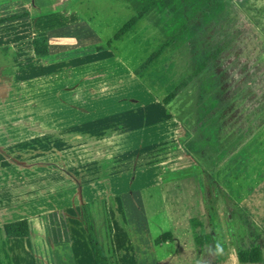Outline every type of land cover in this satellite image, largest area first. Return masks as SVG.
Wrapping results in <instances>:
<instances>
[{"label": "crops", "instance_id": "0c3cea01", "mask_svg": "<svg viewBox=\"0 0 264 264\" xmlns=\"http://www.w3.org/2000/svg\"><path fill=\"white\" fill-rule=\"evenodd\" d=\"M117 1L135 13L125 25L113 23L117 11H109L116 17L111 22L94 14L88 0H0V264H96L81 203L60 197L62 187L76 188V182L22 179L44 172L38 164L48 159L46 146L70 142L56 131L76 126L79 106L84 107L79 113L86 117V128L94 119L128 113L138 117L119 127L132 130L131 138L124 135V147L113 154L102 151L99 159L106 165L89 167L109 175L119 153V159L134 161L124 166L132 181L123 182V190H114L118 181L100 187L108 194L105 210L112 230L103 238L101 228L99 244L110 264H264L263 244L256 247L263 250L260 263L239 259L251 225L264 221L230 217L220 204L200 200L207 185L211 189L225 176L230 187L248 185L253 170L260 172L257 176L264 170V161L253 158L248 149L264 144V72L258 74L264 52L249 60L237 55L238 50L235 56L241 59H233L228 57L229 46H206L199 30L212 25L216 12L207 17L187 0ZM151 1L157 3L154 8ZM136 17L138 21L118 37ZM205 17H211L210 23L205 24ZM144 18L153 24L140 37L129 34ZM169 19L165 26L163 20ZM193 31L196 40L189 38ZM40 34L48 37V58L36 56L34 41ZM114 38L121 57L108 47ZM170 43L171 54L165 53ZM262 46L264 50V42ZM78 48L87 51L70 55ZM155 60L170 77L152 71ZM125 82L132 83L125 87ZM221 82L228 84L223 87ZM119 83L121 90L107 93L108 86ZM152 85L163 92V102ZM260 88L261 93H254ZM223 105L228 109L221 110ZM144 112L148 120L141 116ZM114 141L104 136L101 145H116ZM160 142L167 148L159 149ZM159 156L164 161L157 162ZM32 162L37 166L27 167ZM46 170L47 177L58 175L54 166ZM21 220L29 221L30 236L9 238L5 225Z\"/></svg>", "mask_w": 264, "mask_h": 264}, {"label": "rangeland", "instance_id": "374dc122", "mask_svg": "<svg viewBox=\"0 0 264 264\" xmlns=\"http://www.w3.org/2000/svg\"><path fill=\"white\" fill-rule=\"evenodd\" d=\"M88 1H89L88 8H91L94 14L102 15V17L109 22H111V20L116 18L109 16V11L111 10L117 11L116 14L117 20L113 21V23L119 21L121 25H125L132 19V17L135 16L133 9L125 5L124 2L119 1L118 3L117 0H107V1L88 0ZM152 2L153 1H151L150 4H152ZM158 2L159 1L157 0V3ZM186 2L188 3V5H195L194 7L191 8L198 9L199 12H202L207 17L210 12H211L210 14H212L213 10H215L216 12L215 13L216 18L213 20L212 25H205L206 31L204 29L199 30L201 34V35L199 34V40L201 37V40H203V42L206 43V46L210 48L219 46L221 47L220 49L229 46L228 50L230 49V47L232 49L229 52L228 57L230 56L231 58L235 56L238 50L240 52H238L239 54L237 55H240L241 53L242 57L245 56L249 60L250 59L254 60L255 57H259L261 54H263L264 50H263L262 42H264V0H199V1L187 0ZM153 3H155V5H152L150 8H154L157 5L156 1H154ZM197 3L198 5H196ZM17 5L18 4H14V7H16ZM111 14H115V13H111ZM207 17H205L206 18L205 24L210 23L209 20L211 19V17H209V19H207ZM144 19L146 21H144L142 25H140L143 27H141V29L139 28V30L141 31L136 32L137 28L140 26L137 27L135 26L134 27L135 29L133 28V30L129 34L133 33L136 36V34L139 33L138 36L140 37L142 31L145 30L148 24L152 23V22L149 23V19L146 18ZM168 22L169 23L171 22L170 19L169 21L163 20V24L165 26H167ZM95 23L97 24L96 21ZM96 24H93V26L97 27ZM97 25L101 27V25H99V18ZM114 27L116 28L117 26ZM195 28H196V24L193 23V30ZM214 28L216 29L213 31ZM109 29L111 30L112 27H110ZM123 34L124 33L120 32L118 34V37ZM187 34L188 32L186 31L182 33V36H180L182 37L181 39L182 42L186 40L183 37V35H187ZM191 35H193L189 37L191 40L197 39L196 38L197 34H194V31L192 32ZM106 37L108 39V37H110V34H107ZM115 41L116 38H114L113 42L112 41L110 42V45L108 44V47L111 46L114 56L119 57L120 55L117 51L118 45H116ZM172 45L174 46V43L170 45V48H167V50H165V53L169 52V54H171ZM96 49H99V47ZM81 50L87 51L86 48L72 49L73 53L70 55H73L76 52L80 53ZM140 52L134 51V53L138 55H140ZM154 52H158V51L154 50ZM209 52H212V50H209ZM48 56H50V50ZM241 56L240 57L235 56V58L241 59ZM157 60H155L156 63H154V65L151 67L153 68L152 71H155L156 75H164L165 74L164 71H161L159 69L160 65H158ZM239 64L241 65L242 63L239 62ZM188 65L191 66L192 62L190 61ZM232 67L233 69L236 68V63L232 65ZM157 69H159V71H157ZM261 71L264 72V63L258 65V72H259L258 74H260ZM227 72L229 73V71ZM166 76L170 77V75H164V77ZM220 80L223 81V78L222 79L220 78ZM248 82L249 80H246L245 84H247ZM127 83L129 86L132 82H125V87H128L126 85ZM143 83L148 85V87L150 86V82L146 81ZM153 84L159 85L158 83L155 82H153ZM225 84L228 83L221 82V86L224 87ZM121 85H123V83H119V85L108 86L107 93L116 94L117 91L121 88L120 87ZM157 85L156 87L155 86L153 87L152 85V89L154 90L155 88L156 93L162 96L160 98V101L163 102L165 96H163V92L157 90L159 89ZM254 93L256 94L261 93V88L254 89ZM223 109H228V107L226 105L225 106L223 105L221 107V110ZM83 111H84V107L79 106L78 118L76 119L77 122L76 126H71V127L62 126V128L56 131L61 133V136L69 137L70 142H67L66 144H61L60 146H46L47 154H45V157L48 159L45 161H40L38 164L45 167L44 172L41 171L34 172L27 176L25 175L24 177H22V179L23 181H25L24 179L26 178H28V180L37 181V179L41 180L43 178H44L43 180L47 178H51V179L56 178L57 180L60 178L61 182L68 181L69 179L76 182V188L75 187L68 188L67 186L62 187L61 188L62 194H60V197L62 201H68L70 200L68 196H70V198L76 200L77 203L79 204L81 203L82 206L84 204H89L90 206L89 210L94 217L95 238L97 240L98 245L100 246L99 234H101L102 231L101 228H103L104 230L102 231L103 234H101V236H103L104 238V236L107 235V229H108L107 221L109 219L107 216V212L105 210V205L107 202L106 198L108 197V194L106 192H101L102 190H100V187L110 188L111 186H113L112 184H116V181H118L119 183L117 186L120 188L116 187V189L114 190H117L116 192H118V190H123L124 188L121 187L124 186V183L125 185H127L132 181V176L129 174L128 171H126L127 169H125L124 166L126 165V167L128 168L131 166V164L134 163V161L125 162L126 161L125 159H119V154H120L119 153L118 156H116L117 159L114 160L112 163L113 164L112 168L115 171H112L109 175L106 173V170L104 171V168H103L104 172L102 173L101 171L100 173L99 170L95 172L94 171L91 172L89 170V167L91 164L93 165V167H96V169L100 167H104L106 165L103 164L104 160L102 161L101 159H99L101 152L103 151V153L109 152L110 154H113L118 150L122 149V147H124L123 145L124 142H122L124 139V135L126 134L130 135V137L128 138H131L132 130L130 127L128 128L127 131H124L123 128H119V127H122L123 125L129 126V123H132L134 120H137L138 117L133 118V113H128L122 115L121 117L114 116L112 118V116H109L108 118L105 117L104 120L94 119L92 127L90 126L89 128H86L85 127L86 117H84V115H81L79 113L81 112L83 114ZM141 116L145 120H148L147 112L141 113ZM29 118H31V116H29ZM66 119L67 118L64 119L62 118V120H66ZM161 120H163V117L162 119H160V121ZM108 127H110L111 129L106 130ZM32 131L33 134L36 133V130H32ZM104 136L110 138L114 137L115 138L114 143L116 145L109 143L108 144L106 143L105 145H101V141ZM117 138L121 139V142H119V144L118 141L116 140ZM161 138H163V136H160L158 140H160ZM261 139H264V135H262ZM91 142L93 144H91ZM160 143L161 145L158 146L159 149L163 150L167 148V146H165L163 142ZM127 144H129V142ZM175 147L176 148L179 147L177 141ZM54 149H55L54 152L56 153L55 155L52 154ZM248 149L253 154V158H260L259 159L260 162L264 161V144L259 146L257 145L256 147H254L253 145ZM159 157L160 159H158L157 162L164 161V158H161L162 156ZM248 160H246V163H248ZM32 166H37V163L32 162L27 165V167H32ZM53 166L55 167L54 174H58V175L53 177L51 176V174H49L50 177H47L46 168L52 169ZM262 167L264 168V165ZM223 170H225L224 172H227V167L226 169ZM126 172H128V174L124 178L122 174H125ZM239 172L244 174V170L242 169H240ZM253 173H254L253 177L246 179L247 182L249 183L248 185L237 184L236 186L230 187L231 185L229 183V176L223 177L222 180H220V183L219 184L217 183L218 185L216 186L211 185V189H209L210 187L209 185H207L204 188V191L200 193V200L203 199L205 201L213 202L214 205L220 204L223 208L221 212L226 213L230 217H234L235 214L238 218H240L238 215L242 217H248L249 220L254 221L253 223H255L259 219L264 221V170L262 171V174L258 176L257 173L260 174L259 171L253 170ZM22 185H24V182ZM69 189H71L72 191L70 195H68L70 192L68 191ZM231 189H235L236 191H232ZM66 190L68 192H66ZM262 225H260L261 227L258 226V224L251 225L252 229H250L249 231L251 232V234L248 232L249 239L241 243L240 248L242 250H249V249L251 250V248L254 249L261 244H263L262 248H264V232L262 231L264 229V223ZM239 228L241 229L242 226L240 225ZM243 232L245 233V231ZM260 250L261 252L263 251L262 249Z\"/></svg>", "mask_w": 264, "mask_h": 264}, {"label": "trees", "instance_id": "16d2710c", "mask_svg": "<svg viewBox=\"0 0 264 264\" xmlns=\"http://www.w3.org/2000/svg\"><path fill=\"white\" fill-rule=\"evenodd\" d=\"M138 17L134 18L121 33H125L129 28H131L137 21ZM35 53L39 58H47L49 55L48 48V37L46 34H40L34 41ZM155 58V57H154ZM89 204H84L82 206V211L87 225L88 233L93 245L94 255L96 264H110L109 259L104 255L102 249L97 243L95 238L94 229V217L90 212ZM107 234L112 230L110 220L107 221ZM5 231L9 238H26L31 234L30 225L28 220H21L14 223L6 224ZM167 237V236H166ZM164 237L163 239H168ZM197 242L201 244V239H197ZM239 259L242 263H260L262 261V254L259 248H254L251 250L239 251Z\"/></svg>", "mask_w": 264, "mask_h": 264}]
</instances>
